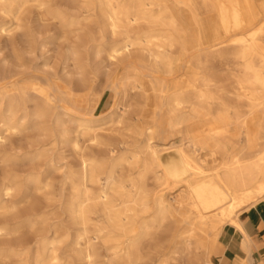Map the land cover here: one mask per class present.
<instances>
[{"label": "bare ground", "instance_id": "bare-ground-1", "mask_svg": "<svg viewBox=\"0 0 264 264\" xmlns=\"http://www.w3.org/2000/svg\"><path fill=\"white\" fill-rule=\"evenodd\" d=\"M23 1L0 0V6ZM81 2L88 14L98 11L103 28L117 38L105 50L109 61L124 58L129 63L128 57L134 55L154 68L139 72L150 79L160 77V105L149 109L146 88L133 87L132 79L127 87L121 86L119 74L102 88L112 90L114 99L101 118L77 113L51 82H45V93L21 91L40 99V111L59 107L77 114L73 118L79 132L91 134L92 145L106 148L103 155L87 154L74 141L78 165L63 173L59 196L76 230L74 235L55 230L35 249L33 264H136L142 260L173 264L176 255L182 254L190 256V264H211L209 256L219 230L225 224L238 227V211L264 198V45L256 38L264 29V0ZM170 3L188 12L191 25L181 24ZM128 88L138 96L137 108L127 120L130 133L108 140L97 130L106 124L123 125ZM119 106L117 115L113 108ZM192 111L204 114L189 124L185 116ZM161 112L165 130L171 136L179 134L166 143L155 140L154 122ZM145 117L153 123L134 151L130 147L138 134L134 122ZM18 126L9 118L0 129L16 131ZM43 186L48 187V182ZM18 190V184L10 180L2 183L1 209L9 203L14 210L30 197L15 194ZM175 226L182 242L164 253ZM19 246L17 255H22L25 245Z\"/></svg>", "mask_w": 264, "mask_h": 264}, {"label": "rangeland", "instance_id": "rangeland-1", "mask_svg": "<svg viewBox=\"0 0 264 264\" xmlns=\"http://www.w3.org/2000/svg\"><path fill=\"white\" fill-rule=\"evenodd\" d=\"M169 7L182 25H191L186 10L178 9L172 3ZM256 36L264 45V29ZM113 40L117 38L103 28L99 12L88 14L81 0H25L20 4L4 2L0 6V126L9 118L19 124L16 131L3 132L0 129L3 136L0 141V187L4 181L10 180L19 186L15 194L21 192L30 196L14 210L9 203L7 209L0 208V228L5 230L0 231V264H33L35 249L55 230L61 235L65 232L74 235L76 227L59 196L63 173L67 168L76 169L78 165L74 141L77 140L79 148L87 154L103 155L106 149L102 145H92L91 134L79 132L77 114L65 113L59 107L40 111V99L23 95L21 91L45 93V82H51L60 97L77 113L101 118L110 111L114 99L112 90L102 88L119 74L121 86L127 87L129 79L133 80V87L143 85L149 99L147 107H159L160 77L150 79L139 72L142 69L149 73L154 68L134 55L128 57L131 63H126L124 58L109 61L105 50ZM97 49L101 50L100 53L96 52ZM135 92L128 88L125 100L128 109L123 125H103L97 130L98 134L115 140L130 133L127 120L137 108ZM119 108L114 107L113 113L118 115ZM203 114L202 111H192L190 116H185L186 122L194 123L197 116ZM160 115L158 122H154L161 128L160 133L156 131L155 140L166 143L179 134L174 132L170 136L164 131L166 119L163 112ZM149 123L153 120L146 117L134 122L138 131L130 143L134 151L141 145ZM201 144L206 147V143ZM45 182L48 187L43 186ZM64 187L66 193L67 186ZM178 231L179 226H175V234L171 233L164 253L181 244ZM145 241L149 243L148 239ZM19 245H25L23 256L17 255L22 248ZM172 263L190 264V256L176 255ZM136 264H146V261H137Z\"/></svg>", "mask_w": 264, "mask_h": 264}, {"label": "crops", "instance_id": "crops-1", "mask_svg": "<svg viewBox=\"0 0 264 264\" xmlns=\"http://www.w3.org/2000/svg\"><path fill=\"white\" fill-rule=\"evenodd\" d=\"M157 128L160 133V126ZM221 175L224 178V173ZM236 175L240 179L239 172ZM236 220L238 227L225 224L219 230L210 252V263L264 264V198L238 211Z\"/></svg>", "mask_w": 264, "mask_h": 264}]
</instances>
